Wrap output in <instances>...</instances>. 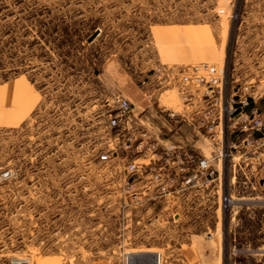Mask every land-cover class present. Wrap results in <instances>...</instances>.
Here are the masks:
<instances>
[{
  "label": "rangeland",
  "instance_id": "obj_1",
  "mask_svg": "<svg viewBox=\"0 0 264 264\" xmlns=\"http://www.w3.org/2000/svg\"><path fill=\"white\" fill-rule=\"evenodd\" d=\"M199 62L260 88L264 0H0V86L27 79L17 102L0 93V264H264V128L247 144L231 119L235 146L218 158L198 137L207 176L190 162L191 181L161 195L137 142L108 124L114 95L133 104L129 82L162 116L182 113L178 82L156 69Z\"/></svg>",
  "mask_w": 264,
  "mask_h": 264
},
{
  "label": "built area",
  "instance_id": "obj_2",
  "mask_svg": "<svg viewBox=\"0 0 264 264\" xmlns=\"http://www.w3.org/2000/svg\"><path fill=\"white\" fill-rule=\"evenodd\" d=\"M156 73L163 74L160 82L162 86L174 87L177 82L180 86L178 92L183 103V112L168 110L163 114L166 122L173 127L172 130L181 134L178 128L180 125L186 124L191 127L198 133V137L207 140L216 148L218 153L214 158H218L228 155L224 150L226 142L230 143V148L235 146L234 138L231 140L229 138V129L230 120L236 118L241 131L248 133L242 142L256 143L259 146L260 143L249 138V134L261 133L264 128V112L257 106L258 102L264 101V80L260 82V88L256 87L258 85L247 83L234 90V87L230 86L225 63L221 67L207 62L188 64L179 68L164 67L156 69ZM192 89L197 90L199 96L195 95ZM110 103L111 110H115L116 113L109 114V127L127 130L129 136L123 145L129 147L131 143L137 142L135 150L142 153L140 155L143 160L148 159L144 164L151 165L150 180L157 182L158 193L168 194L170 184L176 179L175 176L181 173L189 175L185 182L191 181V173L187 172L190 162L196 164L207 176L208 159L202 154L201 148L183 144H161L143 125L133 124V104L128 98L117 94L112 97ZM192 107L194 108L191 109ZM107 157L108 155H102L101 158ZM139 167L136 163L127 165L128 180L131 177L134 179ZM214 172L213 169L209 170L208 175L212 176ZM132 187L133 184L126 181L125 192L135 197L137 193L134 190L132 192Z\"/></svg>",
  "mask_w": 264,
  "mask_h": 264
},
{
  "label": "crops",
  "instance_id": "obj_3",
  "mask_svg": "<svg viewBox=\"0 0 264 264\" xmlns=\"http://www.w3.org/2000/svg\"><path fill=\"white\" fill-rule=\"evenodd\" d=\"M109 66L114 69L118 68V64H116L114 61L110 63ZM120 76L122 77L121 72H120ZM26 80L27 79L25 77H21V76L12 78L11 80L7 81L4 85L0 86V93L5 92L6 98L11 97V100L15 99V101L17 102L15 96V93L17 91L16 88L19 85H23L25 87ZM123 91L124 94L128 96L133 102V110H134L133 120L135 122V123L133 122V124L143 125L150 132L151 135L155 136L156 140L159 143L164 145L183 144V145L194 146L195 143L199 142V138H197L199 136L198 133L194 131L191 127L187 126L186 124H182L178 127L179 132H181V134H179L178 131L176 130H172L173 127L170 124H168L165 118L162 116V112H161L162 110L160 111V109L155 108L154 105L150 102L149 103L145 102V99L142 97L143 92L139 89V87L136 85L135 82L127 83ZM24 98L25 97H23L22 100H24V105H25ZM30 106H31L30 104L29 105L26 104V106H24L25 109L28 110L25 111L24 115L30 114L32 112L33 107L30 109ZM167 110H171V109H167ZM24 115H22V117ZM22 117L21 119L18 120V118L16 117V112L13 109L12 112H9L6 118L4 119H6L7 123L15 124L21 121L23 119ZM201 145H203V143ZM263 167L264 165L259 166V169Z\"/></svg>",
  "mask_w": 264,
  "mask_h": 264
},
{
  "label": "bare ground",
  "instance_id": "obj_4",
  "mask_svg": "<svg viewBox=\"0 0 264 264\" xmlns=\"http://www.w3.org/2000/svg\"><path fill=\"white\" fill-rule=\"evenodd\" d=\"M132 257H133V255H132ZM131 257V255H129V259H131L132 258ZM138 258L140 259V258H149V259H151L152 261H153V263L154 264H157V260H158V255H156V254H141V255H139L138 256ZM157 259V260H156ZM132 260V259H131Z\"/></svg>",
  "mask_w": 264,
  "mask_h": 264
},
{
  "label": "water",
  "instance_id": "obj_5",
  "mask_svg": "<svg viewBox=\"0 0 264 264\" xmlns=\"http://www.w3.org/2000/svg\"><path fill=\"white\" fill-rule=\"evenodd\" d=\"M98 34V31H95L87 40H88V42H90V41H92L95 37H96V35ZM261 183H262V180H261Z\"/></svg>",
  "mask_w": 264,
  "mask_h": 264
},
{
  "label": "trees",
  "instance_id": "obj_6",
  "mask_svg": "<svg viewBox=\"0 0 264 264\" xmlns=\"http://www.w3.org/2000/svg\"><path fill=\"white\" fill-rule=\"evenodd\" d=\"M264 180V179H263ZM262 186L264 187V182L262 183Z\"/></svg>",
  "mask_w": 264,
  "mask_h": 264
}]
</instances>
